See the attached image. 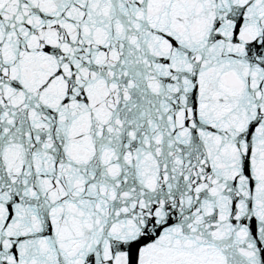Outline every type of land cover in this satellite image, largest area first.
Masks as SVG:
<instances>
[{"label": "snow or ice", "instance_id": "obj_1", "mask_svg": "<svg viewBox=\"0 0 264 264\" xmlns=\"http://www.w3.org/2000/svg\"><path fill=\"white\" fill-rule=\"evenodd\" d=\"M0 264H264V0H0Z\"/></svg>", "mask_w": 264, "mask_h": 264}]
</instances>
